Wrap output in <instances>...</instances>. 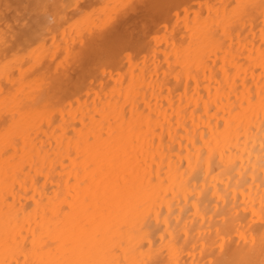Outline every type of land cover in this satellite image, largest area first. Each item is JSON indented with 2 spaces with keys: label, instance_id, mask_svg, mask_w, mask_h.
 Instances as JSON below:
<instances>
[{
  "label": "bare ground",
  "instance_id": "bare-ground-1",
  "mask_svg": "<svg viewBox=\"0 0 264 264\" xmlns=\"http://www.w3.org/2000/svg\"><path fill=\"white\" fill-rule=\"evenodd\" d=\"M79 1L0 0V264H264V0Z\"/></svg>",
  "mask_w": 264,
  "mask_h": 264
},
{
  "label": "rangeland",
  "instance_id": "rangeland-1",
  "mask_svg": "<svg viewBox=\"0 0 264 264\" xmlns=\"http://www.w3.org/2000/svg\"><path fill=\"white\" fill-rule=\"evenodd\" d=\"M135 1V0H134ZM84 2H85V4H84ZM86 2H87V0H81V1H79L78 2V6H79V4H80V8L82 9V8H85L86 7ZM82 3H83V6H82ZM141 4H140V2H138L137 0L135 1V2H133L132 3V5H131V10H132V8H134V12H136L138 9L139 10H141V8H142V6H140ZM82 6V7H81ZM71 10V11H70ZM131 10L130 11H127V10H125V12H128L129 14H128V16H127V20L129 19V17H131L132 15L131 14H134L133 12L132 13H130L131 12ZM138 10V11H139ZM142 10H143V8H142ZM141 10V11H142ZM72 9H68L67 11H66V15L67 16H69L70 15V12L72 13ZM144 12V11H143ZM142 12V13H143ZM68 13V14H67ZM141 12H140V16L142 15V17H138V12H137V14H134V18H132L131 17V19L127 22V20H126V25H129L132 21V23H134L133 25H131L132 27H130V26H123V27H121L122 25H120L119 26V30H118V33H120L119 31H122L123 29L126 31H123V34H125V33H127L128 31H129V34H131V35H138V37H140L139 35L141 34V31H143V30H145V31H143V35H145V34H149V33H151L150 31H152L153 29H154V27H155V24H157V15H149V14H147V15H149V16H147V15H144V14H142ZM13 13H12V10H10L9 11V13H7V15L8 16H10V15H12ZM32 16H33V14L31 13V12H29V7L27 6V10L26 11H21V13L18 15V18H17V20L15 21V22H12L11 24H10V27L14 30V31H19L24 25H26V24H29V22H30V20H31V18H32ZM135 16L136 17H138V18H135ZM148 18V19H147ZM133 19V20H132ZM134 19H135V22H134ZM138 19V20H137ZM149 22H148V21ZM151 22V23H150ZM129 23V24H128ZM131 23V24H132ZM137 23H140V24H137ZM141 23H142V25H141ZM152 24V25H151ZM140 26V27H139ZM141 26H143V27H141ZM153 26V27H152ZM125 27V28H124ZM128 27H130L129 29H128ZM139 28V29H138ZM142 28V29H141ZM121 29V30H120ZM131 29H134V30H131ZM136 29H138V30H136ZM141 29V30H140ZM135 30L137 31V33L135 32ZM131 31H133V33H135V34H133ZM140 32V34H139V32ZM147 32V33H146ZM87 32H86V30H85V33H84V35L85 36H88L89 34H86ZM122 34V33H121ZM141 34V35H142ZM136 35V36H137ZM136 36H134V37H136ZM78 43V42H77ZM77 43H73V46H75V44L76 45H78ZM62 51V50H61ZM61 51H60V53H61ZM63 53V52H62ZM72 71V72H71ZM74 71H76V70H71L70 69V74H71V76H70V74H69V76L72 78V76H73V79H74V77H75V73L77 72H75V73H73ZM72 73L74 74V75H72Z\"/></svg>",
  "mask_w": 264,
  "mask_h": 264
}]
</instances>
